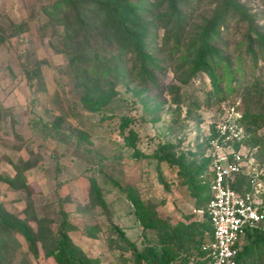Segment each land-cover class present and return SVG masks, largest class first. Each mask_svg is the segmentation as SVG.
<instances>
[{
	"label": "trees",
	"instance_id": "trees-1",
	"mask_svg": "<svg viewBox=\"0 0 264 264\" xmlns=\"http://www.w3.org/2000/svg\"><path fill=\"white\" fill-rule=\"evenodd\" d=\"M141 1L50 0L42 7V12L50 23L51 41L56 40L53 47L67 59L64 70L76 83V104L86 112L112 118L113 112L106 113L112 104L117 105L116 87L120 83H131L135 86L132 89L134 95L146 89L159 95L166 94L169 103L174 106L171 123L176 124L181 117V122L189 120L201 108L199 100L186 101L187 87L194 85L199 77L204 86H209V90L204 92L206 108L216 107V110L208 123L209 135L205 133L203 136L200 128L203 119H198L196 138H203L198 150L194 151L196 155L193 161L198 166L174 152L172 138L161 144L152 156L143 154L137 146L138 135L131 128L133 119L127 116L118 118L119 136L124 148L132 151V158H150L158 165L165 162L176 167L179 180L176 184L185 187L195 199L200 218L188 223H165L160 219L158 204L154 203V199L150 197L149 201H145L133 188L118 186L131 208L128 215L134 217L132 228L140 229L139 238H129L126 229L115 222L114 213L108 209L111 203L105 197L109 192L103 191L98 181L92 178L89 180L87 203L89 208L100 211L103 221L94 222L89 227L76 224L75 218L69 219L65 210V203L69 200L65 198H60L57 227L50 228L39 217L35 219L38 224L35 231L26 218L29 214L27 211L22 213L23 216L14 215L0 203V264L12 263L21 252L22 243L16 235L22 238L28 254L37 259L41 248L44 257L51 258L54 264H101L98 253L91 256L82 246L85 238L93 240L99 235L105 242L102 257L108 254L116 264H209L206 253L201 250V245L212 237V226L206 212L212 179L209 170L211 159L207 156V150L209 143L217 137L216 125L224 120L226 108L232 106L238 112L235 106L237 99H228L231 95L242 88L252 98H264V32L257 25L256 15L239 0H215L210 14L191 28L190 16L199 7L200 0H156L151 5L154 12H150L151 21L144 17L143 13L147 10L141 7ZM8 24L7 28L0 26V47L11 37L22 35L25 31L24 20L15 22L9 17ZM158 28L163 35L157 42L151 30ZM232 28L235 31L244 29L245 67H241L245 65L243 60L236 61L237 57L227 53L230 47L227 39ZM95 38L103 43L101 47L100 41L97 45L93 41ZM45 63L38 61L33 68L24 64V75L31 86L32 81L40 76L41 66ZM167 68L171 69L174 77L171 84L166 82ZM240 74L242 80H239ZM182 107L186 109L184 113ZM6 113L0 107V131L4 130L1 123ZM240 115L237 125L243 130V139L235 144V148L244 146V159L253 160L251 168H256L257 152L264 138L256 137L253 133L264 126V115L243 111ZM62 121L61 116H56L51 122L38 126L43 140L55 139L60 135ZM16 122L13 119L12 129ZM172 130L169 128L170 132L165 134L172 135ZM76 133L84 136L83 141H88L85 134L80 131ZM81 141L78 139L77 143ZM22 166L14 165L16 175L13 178L0 172V196L5 184L13 187L16 180L24 182L34 164L26 162ZM156 171H149L148 178L151 176L154 179ZM158 172V182L164 184L161 172ZM171 185L173 182L168 184ZM168 186L165 190L170 188ZM231 188L241 195L251 194L253 190L249 177L242 174L235 177ZM207 190L208 198L205 194ZM202 205L205 207L201 208ZM81 212L79 208L74 211L77 217L83 216ZM241 248L237 264H264V221L245 228ZM20 264H27V261L21 258Z\"/></svg>",
	"mask_w": 264,
	"mask_h": 264
},
{
	"label": "rangeland",
	"instance_id": "rangeland-1",
	"mask_svg": "<svg viewBox=\"0 0 264 264\" xmlns=\"http://www.w3.org/2000/svg\"><path fill=\"white\" fill-rule=\"evenodd\" d=\"M214 1L200 0L199 7L190 16V28L210 14ZM239 1L256 15L257 25L264 32V0ZM49 2L50 0H0L2 28L9 26V17L15 22L20 20L26 22L22 35L11 37L0 47V107L7 112L1 123L4 130L0 131V172L13 178L16 175L14 165L23 167L22 164L26 162L34 164L24 182L16 180L13 187L8 184L3 186L0 196L2 206L4 205L5 210L14 215L23 216L22 213L27 211L29 214L26 218L34 231L38 228L35 219L39 217L45 220L47 226L55 229L60 219V198H65L69 200L65 203L69 219L75 218L76 224L89 227L94 222L103 221L99 215L100 211L89 208L87 203L89 180L95 178L99 187L109 192L105 197L106 201L111 203V208L108 209L114 213L115 222L129 228L126 232L129 238H139L140 229L132 228L134 217L128 216L131 208L125 202L124 194L119 192L118 186L133 188L132 190L145 201L150 197L154 199V203L158 204L160 219L165 223H188L199 219L201 214L192 213L193 209H197L195 199L185 187L176 184L179 182L178 169L165 162L158 165L150 158L133 159L132 151L124 148L122 137L119 136L118 118L127 116L133 119L131 128L138 135L137 146L143 154L152 156L161 144L172 138L174 152L183 155L184 158L187 157L189 163L198 166L193 161L196 155L194 151L198 150L203 140L201 137L196 138L198 119H203L200 128L204 136L216 110V107L206 108L204 92L209 90V86H204L199 77L194 85L187 87L186 101L199 100L201 108L189 120L181 122V117L176 124L171 123L174 106L169 103L166 94L159 95L151 89H146L139 95H134L132 89L135 86L131 83L129 85L120 83L116 87L117 105L112 104L110 111L106 113L107 115L113 112L115 117L106 119L100 114L84 111L81 105L76 104L78 102L76 83L64 70L67 59L53 47L56 40L51 41L50 23L42 12V7ZM155 2L156 0H142L140 3L141 7L147 10L143 15L149 21L152 19L150 12L154 13L151 5ZM151 31L153 38L158 42L163 31L159 28ZM243 33L244 29L235 31L232 28L227 39L230 44L227 53L237 57L236 61L243 60L245 65L241 67L246 66ZM93 41L97 45L100 40L95 38ZM102 45L100 41V47ZM123 60L126 64L125 59ZM38 61L46 63L41 66L40 76L32 81L31 86L24 75L23 66L27 64L29 68H33ZM167 71L166 82L171 84L174 77L171 69L167 68ZM238 77L242 80L241 74ZM228 99L229 101L237 99L235 106L239 114L243 111L264 115V98H252L246 95L242 88ZM182 109L184 113L186 109L183 107ZM231 110L232 106L226 108L224 118L232 114ZM56 116L63 118L61 134L55 139L43 140V134L38 126L51 122ZM13 119L17 122L12 129ZM169 128H173V134L167 136ZM77 131L85 134L88 141H83L84 136L77 134ZM253 134L264 138V126ZM168 137L170 139H167ZM78 139L82 140L79 144ZM257 155L256 168L260 172V187L253 189L250 197L251 201L264 205V140ZM153 169L156 171L154 173L156 178L152 179L151 176L148 178L149 171ZM158 171L161 172L164 184L158 182ZM171 182L173 185L168 186ZM166 185L170 187L168 190H165ZM57 187L59 188L56 190ZM208 192L205 191L206 198L209 196ZM204 205L201 208H204ZM78 208L82 210L83 216L75 215L74 211ZM164 208L167 215L163 212ZM101 236L93 240L85 238L82 241L83 249L91 256L98 253L97 256L102 260L101 264H116L108 254L102 257V246L105 242ZM15 237L22 243V249L10 264H20L21 258H24L27 264H54L51 258L44 257L41 248L37 259L28 254L22 238L18 235Z\"/></svg>",
	"mask_w": 264,
	"mask_h": 264
},
{
	"label": "built area",
	"instance_id": "built-area-1",
	"mask_svg": "<svg viewBox=\"0 0 264 264\" xmlns=\"http://www.w3.org/2000/svg\"><path fill=\"white\" fill-rule=\"evenodd\" d=\"M232 110L229 117L216 125L217 137L207 150L212 179L206 212L212 237L201 245V250L206 253L209 264H237L245 228L264 221V205L251 201L250 194L241 195L231 188L239 174L249 177L252 189L260 187V172L251 168L252 160L244 159V146L235 148L243 139V130L237 125L241 115L234 108ZM192 212L200 213L199 210Z\"/></svg>",
	"mask_w": 264,
	"mask_h": 264
},
{
	"label": "crops",
	"instance_id": "crops-1",
	"mask_svg": "<svg viewBox=\"0 0 264 264\" xmlns=\"http://www.w3.org/2000/svg\"><path fill=\"white\" fill-rule=\"evenodd\" d=\"M193 210H197V209H193ZM193 210H192V211H193ZM163 212L167 215L165 208L163 209ZM192 213H193V212H192ZM193 214H196V213H193ZM128 216H130V215H128ZM178 221H179V220H178ZM134 224H135V223H134V220H133V226H134ZM125 229H126V231H127L129 228H126V227H125Z\"/></svg>",
	"mask_w": 264,
	"mask_h": 264
}]
</instances>
